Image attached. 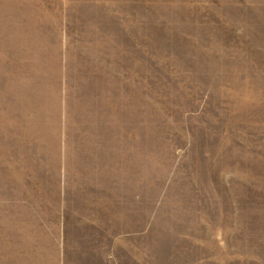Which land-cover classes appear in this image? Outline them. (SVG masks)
I'll use <instances>...</instances> for the list:
<instances>
[{
    "label": "rangeland",
    "instance_id": "374dc122",
    "mask_svg": "<svg viewBox=\"0 0 264 264\" xmlns=\"http://www.w3.org/2000/svg\"><path fill=\"white\" fill-rule=\"evenodd\" d=\"M0 264H264V0H0Z\"/></svg>",
    "mask_w": 264,
    "mask_h": 264
}]
</instances>
